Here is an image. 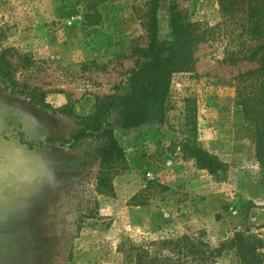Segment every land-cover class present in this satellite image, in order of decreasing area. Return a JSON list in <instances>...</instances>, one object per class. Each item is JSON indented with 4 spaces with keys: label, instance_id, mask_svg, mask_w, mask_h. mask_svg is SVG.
I'll list each match as a JSON object with an SVG mask.
<instances>
[{
    "label": "rangeland",
    "instance_id": "374dc122",
    "mask_svg": "<svg viewBox=\"0 0 264 264\" xmlns=\"http://www.w3.org/2000/svg\"><path fill=\"white\" fill-rule=\"evenodd\" d=\"M94 1L101 21L90 26L83 13L91 0H0V51L11 49L15 74V83L0 79V264H123L121 242L182 234L219 250L216 264H264V156L233 80L253 64L222 62L221 37L173 74L161 122L114 127L124 161L112 193L96 185L91 140L59 143L77 127L68 111L88 115L97 95L125 91L136 48L149 41L150 0ZM172 1L191 22L219 20L217 0H157L162 41ZM25 86L43 92L48 107L29 101ZM188 97L196 143L225 164L218 175L184 150ZM239 238L255 247L253 257H239Z\"/></svg>",
    "mask_w": 264,
    "mask_h": 264
},
{
    "label": "trees",
    "instance_id": "16d2710c",
    "mask_svg": "<svg viewBox=\"0 0 264 264\" xmlns=\"http://www.w3.org/2000/svg\"><path fill=\"white\" fill-rule=\"evenodd\" d=\"M84 7L83 19L87 25H98L101 14L97 3L91 0ZM144 15L147 18L149 41L137 47V60L126 79L124 92L96 96L93 110L84 116L75 115L77 127L68 138L59 140L61 145L75 147L80 141L91 140L92 152L98 161L96 185L112 193V176L124 161V150L114 135V127L136 128L151 122H161L166 111L171 79L174 73L188 70L201 43L222 38V62L235 65L244 61L253 67L238 73L235 80L236 104L253 126L255 151L259 159L264 156V0H217L219 20L214 24H201L187 20L172 1L169 6V41L158 37L157 0H150ZM10 48L0 51V79L14 81V71L7 54ZM25 95L34 105L48 107L43 92L25 86ZM39 97V98H37ZM185 105L184 150L194 158L197 167L218 175L225 164L210 155L196 143V101L188 97ZM56 142L51 138L45 143ZM45 143H41L45 144ZM34 148V144H27ZM239 257L248 253L253 257L255 247L242 245L238 240ZM122 253L123 264H216L220 252L210 247L199 236L182 234L135 243L125 240L117 247Z\"/></svg>",
    "mask_w": 264,
    "mask_h": 264
},
{
    "label": "built area",
    "instance_id": "2783aa9c",
    "mask_svg": "<svg viewBox=\"0 0 264 264\" xmlns=\"http://www.w3.org/2000/svg\"><path fill=\"white\" fill-rule=\"evenodd\" d=\"M147 175H149V174H147Z\"/></svg>",
    "mask_w": 264,
    "mask_h": 264
}]
</instances>
